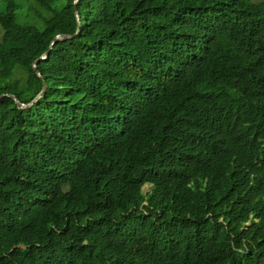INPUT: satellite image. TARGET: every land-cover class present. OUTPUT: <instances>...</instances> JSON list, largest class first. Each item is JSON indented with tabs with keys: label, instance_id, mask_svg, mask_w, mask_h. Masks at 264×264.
Wrapping results in <instances>:
<instances>
[{
	"label": "trees",
	"instance_id": "trees-1",
	"mask_svg": "<svg viewBox=\"0 0 264 264\" xmlns=\"http://www.w3.org/2000/svg\"><path fill=\"white\" fill-rule=\"evenodd\" d=\"M0 0V264H264V0ZM151 189L144 192V187Z\"/></svg>",
	"mask_w": 264,
	"mask_h": 264
},
{
	"label": "water",
	"instance_id": "water-1",
	"mask_svg": "<svg viewBox=\"0 0 264 264\" xmlns=\"http://www.w3.org/2000/svg\"><path fill=\"white\" fill-rule=\"evenodd\" d=\"M80 0H75L74 1V7H75V14L77 16V19H78V31L75 35H70V34H59L55 37V39L53 40L52 42V46H51V49L45 53L42 57H40L39 59H37L34 63H33V69H34V72L36 73V75L38 77H41V73L40 71L38 70V64L43 61V60H46L49 58V56L51 55V52L52 50L55 48L56 44L59 42V41H64V40H68V39H72L74 37H76L77 35L80 34L81 32V22H80V15H79V12H78V8H77V3H79ZM48 90V85L47 84H44V88L42 90V92L30 103L28 104H25V103H22L18 98H16L14 95H11V94H2L0 95V101L2 100V98H10L14 101V103L16 105H18L19 108L21 109H24V110H27V109H30L31 107H33L39 100H41L45 93L47 92Z\"/></svg>",
	"mask_w": 264,
	"mask_h": 264
},
{
	"label": "rangeland",
	"instance_id": "rangeland-1",
	"mask_svg": "<svg viewBox=\"0 0 264 264\" xmlns=\"http://www.w3.org/2000/svg\"><path fill=\"white\" fill-rule=\"evenodd\" d=\"M263 1V0H259ZM23 10L18 13V21L22 23H31L40 26L43 28L41 19L38 15L34 14L33 12L36 11L35 9L41 8L39 7V3L36 0H20ZM150 185H146L144 187V192L150 191Z\"/></svg>",
	"mask_w": 264,
	"mask_h": 264
}]
</instances>
